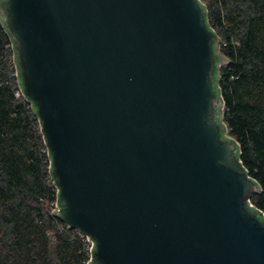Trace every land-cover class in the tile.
Returning a JSON list of instances; mask_svg holds the SVG:
<instances>
[{
  "label": "water",
  "instance_id": "95a60500",
  "mask_svg": "<svg viewBox=\"0 0 264 264\" xmlns=\"http://www.w3.org/2000/svg\"><path fill=\"white\" fill-rule=\"evenodd\" d=\"M205 12L198 0H0L53 214L94 242L88 264H264V219L247 209L259 185L214 116L227 60Z\"/></svg>",
  "mask_w": 264,
  "mask_h": 264
},
{
  "label": "trees",
  "instance_id": "16d2710c",
  "mask_svg": "<svg viewBox=\"0 0 264 264\" xmlns=\"http://www.w3.org/2000/svg\"><path fill=\"white\" fill-rule=\"evenodd\" d=\"M227 60L214 70V110L247 175L260 188L247 209L264 219V0H198ZM0 22V264H81L82 239L51 213L56 190L31 104L20 94ZM217 65L220 62H216ZM251 205H250V204Z\"/></svg>",
  "mask_w": 264,
  "mask_h": 264
},
{
  "label": "built area",
  "instance_id": "2783aa9c",
  "mask_svg": "<svg viewBox=\"0 0 264 264\" xmlns=\"http://www.w3.org/2000/svg\"><path fill=\"white\" fill-rule=\"evenodd\" d=\"M10 48L12 49V46H11V42H10ZM13 55V54H12ZM11 61H12V64H13V67H14V76H16V67H15V64H14V61H13V56L11 58ZM22 95L21 93V90L19 89V91H16L15 92V96H19V95ZM45 153L47 154L48 156V166H47V169H48V174H49V177H50V181L51 183L54 185L55 187V190H56V197H55V200L53 201V206L51 208V213H53L54 210H57L59 209V207L57 206V198H58V189L57 187L55 186L54 182H53V179L50 175V157H49V153H48V150H47V147L45 149ZM82 239V243H83V253H84V259H83V262L81 264H88L92 258V248L94 246V242L87 238L82 232H80L78 229H76Z\"/></svg>",
  "mask_w": 264,
  "mask_h": 264
}]
</instances>
